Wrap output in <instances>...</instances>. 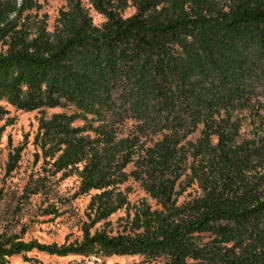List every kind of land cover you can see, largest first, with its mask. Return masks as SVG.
<instances>
[{
	"label": "trees",
	"instance_id": "obj_1",
	"mask_svg": "<svg viewBox=\"0 0 264 264\" xmlns=\"http://www.w3.org/2000/svg\"><path fill=\"white\" fill-rule=\"evenodd\" d=\"M65 2L49 32L29 22L36 0H0V99L94 117V128L86 118L73 127L80 114L42 118L35 144L47 172L75 176L79 194L95 192L92 226L124 211L123 231L90 234L85 225L79 243L62 246L6 241L0 262L98 247L161 264H264V137L236 145L238 126L220 114L261 97L264 125V0H88L100 27L82 0ZM129 4L135 12L123 18ZM126 119L133 135L119 130ZM158 134L146 147L142 138ZM130 178L160 208L131 204L120 189ZM192 184L199 195L177 205Z\"/></svg>",
	"mask_w": 264,
	"mask_h": 264
},
{
	"label": "rangeland",
	"instance_id": "obj_2",
	"mask_svg": "<svg viewBox=\"0 0 264 264\" xmlns=\"http://www.w3.org/2000/svg\"><path fill=\"white\" fill-rule=\"evenodd\" d=\"M36 2L39 9L30 13V24L32 26L45 24L49 32L53 31L59 11L66 10L65 0H36ZM82 4L94 26L100 27L105 23V19L92 9L88 0H82ZM134 12L135 8L129 4L123 11L122 17L128 18ZM256 100L262 102L261 97L252 98L251 105L247 107L233 108L226 114L220 113L221 117H228L229 123L238 126V133L234 139L236 145L252 142L257 144L264 137V125L261 123L263 112L254 105ZM55 114L81 115L74 107L38 108L26 111L11 105L6 97L0 99V243L16 240L57 246L79 243L85 225H91L90 234L104 230L110 235H115L123 231L121 219L125 217L124 211L112 215L107 220V224L100 222L92 226L93 216L88 211V204L95 192L79 194V181L75 176L62 178L61 174L51 175L47 172L49 166L39 156L40 151L35 144V137L38 133L39 120L48 119ZM81 116L83 118L74 120L73 127L86 125L84 118L92 122L93 128L98 125L93 116ZM135 129L136 123L132 119L123 120L122 126L119 127L124 136L133 135ZM199 130L201 126L188 140L194 143L199 136ZM160 137L159 134L154 137H144L142 141L146 140L145 145L148 147ZM214 143L213 138L212 144ZM16 150L19 152L14 163L10 165L12 171L7 172V165L11 162L10 157ZM197 160L189 159L188 167L196 166ZM133 170V166L128 165L125 172L128 174ZM189 172L187 171V174ZM183 180L184 178L181 179ZM120 189L124 191L131 204L145 200L152 209L160 208L143 191L139 182L132 178ZM199 193L196 184L185 187L183 193L177 197V205L191 200ZM164 261V258L146 261L140 255L120 256L95 247L85 256L57 257L32 251L7 258L0 264H161Z\"/></svg>",
	"mask_w": 264,
	"mask_h": 264
}]
</instances>
